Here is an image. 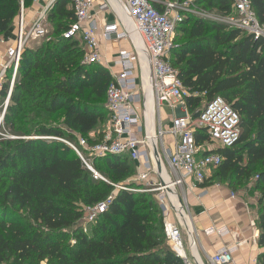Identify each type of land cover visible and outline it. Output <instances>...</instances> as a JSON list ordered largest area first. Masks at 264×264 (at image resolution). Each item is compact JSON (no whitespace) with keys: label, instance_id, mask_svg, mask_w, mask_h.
Returning <instances> with one entry per match:
<instances>
[{"label":"trees","instance_id":"16d2710c","mask_svg":"<svg viewBox=\"0 0 264 264\" xmlns=\"http://www.w3.org/2000/svg\"><path fill=\"white\" fill-rule=\"evenodd\" d=\"M21 1L0 0V41L14 27ZM23 1L25 8L33 3ZM251 1L264 22V0ZM196 2L204 11L216 8L228 15L233 10V0ZM66 9L59 11L56 4L49 22L70 17ZM180 27L186 39L175 43L171 63L190 90V113L197 117L204 101L222 96L241 116L240 140L218 150L224 162L215 173L236 182L256 175L261 194L256 222L264 246V37L194 13ZM31 45L23 52L0 124L6 131L0 132V264H185L167 244L164 209L154 195L119 190L90 232H84L85 207L103 201L115 188L95 180L59 138L76 142L106 123L113 75L100 63L84 64V47L77 39L61 36ZM9 89L10 83H4L2 101ZM60 112L63 123L50 122ZM195 137L200 145L209 139L203 129ZM94 166L115 184H123L137 167L130 158L115 155L95 158ZM258 263L264 264V253Z\"/></svg>","mask_w":264,"mask_h":264},{"label":"built area","instance_id":"2783aa9c","mask_svg":"<svg viewBox=\"0 0 264 264\" xmlns=\"http://www.w3.org/2000/svg\"><path fill=\"white\" fill-rule=\"evenodd\" d=\"M42 1L33 0V3ZM70 1L74 20L63 31L62 37L77 39L82 43L84 64L101 62L100 35L107 40H127L130 43L129 48L120 49L114 59L115 66L120 70L112 74L113 79L107 89L109 114L105 127L89 137L78 136L76 142L59 138L77 153L95 180L115 187L106 199L85 207V215L81 220L84 232H90L99 217L108 210L119 190H150L130 188L126 183H112L94 166L96 157L126 156L137 165L136 180L157 192L154 197L164 209L163 223L167 242L184 263L232 264L238 250L237 242L222 246L206 262L200 254L198 258L195 253L197 249L192 245L195 231L193 227L187 226L189 246L186 245L184 211L171 189L184 188L188 183L195 187L205 184L224 162V156L218 149L234 147L241 137V116L222 96L207 102L199 115L193 117L186 104V98L191 95L190 90L179 77L178 69L171 63L178 25L191 11L199 15H205V11L199 7L198 11L192 10L191 0H120L121 10L126 15L123 16L110 0H105L104 6L112 10L115 19L100 27L89 21L98 0ZM55 2L49 0L34 21L27 23L24 17L26 8L24 1H21L16 38L6 51L4 66L0 71V91L5 80L11 77L5 107L9 103L24 50L49 33V13ZM219 19L256 38L264 37V22L260 21L251 0H233L232 12ZM147 65L148 70L145 69ZM148 73L152 81L150 93L154 103L152 121L149 118V92L146 86ZM164 106L182 108L181 114L175 116L172 125L168 127L163 124L161 114ZM198 129H203L209 138L201 145L195 137ZM169 136L173 139L172 144L167 141ZM232 196L235 194L232 193ZM186 204L188 207L187 200ZM168 212L173 213V217ZM253 226L256 227L255 222ZM230 228L210 227L207 233L227 236L231 233Z\"/></svg>","mask_w":264,"mask_h":264},{"label":"crops","instance_id":"0c3cea01","mask_svg":"<svg viewBox=\"0 0 264 264\" xmlns=\"http://www.w3.org/2000/svg\"><path fill=\"white\" fill-rule=\"evenodd\" d=\"M48 1L44 0L41 3H32L25 9L24 17L27 23L34 21L47 5ZM63 1L65 2V0ZM57 2H55V5L57 4L59 11L64 10V8L70 10L71 16L67 18V21H71L74 18L71 1L68 0L66 4L64 2L61 3L60 0ZM110 2L116 7L112 0ZM117 9L119 10V8ZM114 19L115 15L112 10L104 6L102 0H98L90 14L89 21L102 27L105 23ZM16 34L17 19L12 30L4 35L0 41V71L4 66L6 51L16 38ZM99 42L102 54L100 64L107 67L112 74H117L120 69L115 66L114 59L119 50L129 48L130 43L127 40H107L102 35H100ZM181 111V107L173 109L169 106H164L161 110L163 124L166 127L172 125V119L180 115ZM98 130L95 129L90 134ZM167 141L169 144L173 143V139L170 136L167 138ZM214 173L210 175L205 184L195 187L188 183L182 190L188 201V214L185 210L184 221L190 228L193 227L195 231L194 239L197 245L195 253L198 255V258L201 256L207 262L209 256L214 254L222 246L237 242L238 250L235 253V260L232 264H259L258 257L264 253V246L259 243L260 229L256 222L259 217L260 193L255 190V187L252 193L242 189H236L231 181L227 185L215 183V179L212 178ZM217 179L220 180V176ZM232 193L235 196H232ZM172 194L176 198L178 205H183V199L179 191H172ZM168 214L170 217H173V213L168 212ZM254 222L256 227L253 226ZM225 226H234L236 231L227 236L207 233L210 227L220 228ZM187 236H184V240L185 242L187 241L186 245L189 246Z\"/></svg>","mask_w":264,"mask_h":264},{"label":"rangeland","instance_id":"374dc122","mask_svg":"<svg viewBox=\"0 0 264 264\" xmlns=\"http://www.w3.org/2000/svg\"><path fill=\"white\" fill-rule=\"evenodd\" d=\"M68 2V0H65V4ZM102 2L103 3H105L106 1L105 0H102ZM190 8L192 9V10H194V11H198V5H197V2H196V0H191V4H190ZM66 9V8H65ZM65 11H67V9L65 10ZM190 13H194L193 11H191ZM204 14L205 15H207V16H210V17H215V18H219V17H223V16H225L224 14H223V12H221L220 10H218V9H216V8H212V9H206L205 10V12H204ZM67 18H70V17H67L66 15H64V17L63 18H61V19H53V21H50L49 22V25H48V31H49V34H48V36H46V37H44V38H42V39H40V40H38L37 42H35V43H33L31 46H34L35 47V45L37 44V43H39L40 41H44V40H46V39H48V38H51V39H54V40H58V39H60L61 38V36H62V28L65 26V24H66V22H67ZM62 19H64V21H62ZM56 24H58L57 26H56ZM185 37H184V31H183V29L180 27L178 30H176V32H175V37H174V41H175V43L176 44H178V43H181V42H184L185 41ZM81 43V42H80ZM4 83H10V79H9V77L5 80V82ZM5 103H6V101H2V98L0 99V107H2L1 109H0V123H2V119H3V115H4V111H5ZM205 105V101L203 102V106ZM50 122H52V123H56V124H58V125H61L62 123H63V119H62V114H61V112L60 113H58V114H56V115H53V116H51V118H50ZM4 123V122H3ZM17 123H20V124H23L24 122L23 121H21V120H17ZM3 125V124H2ZM25 126H27V124H24ZM104 125H102V127L100 126L98 129L99 130H101V129H103L104 127H103ZM0 132H2V133H6V131L3 129V127L0 129ZM10 134V133H9ZM14 134V133H13ZM13 134H11V135H13ZM97 158V157H96ZM99 164L101 165V164H103V162L102 161H99ZM259 167H255L254 168V170H257ZM104 172V176L106 177V178H108V179H111V176L110 175H107L106 173H105V171H103ZM137 172H138V169H137V167H135V173L133 174V175H131V176H129L126 180H124V182L123 183H126L130 188H134V189H137V188H141V189H143V188H146V189H150L149 191H146V192H144V193H146V194H148V195H150V196H152V195H155L156 193L155 192H153L152 190H151V188H149V187H146L145 185H144V183H140V181H138V180H136V176H137ZM219 176V173H214V175H213V179H215V183H220V184H224V185H227V183H229L231 180L232 181H234V182H232V185H234V188H236V189H242V190H245V191H249L250 193H252L253 192V188L255 187V185H256V180H257V178H256V175L254 174V175H252V177H250V178H248V179H245V180H243V181H241V182H236L234 179H233V177H231V178H227V179H225V180H223V179H217V177ZM211 179V178H210ZM114 187V186H113ZM115 188V187H114ZM183 188L182 187H178V191H179V194H180V196L184 199L185 198V201H184V206H185V208H186V212H187V214H188V207H187V204H186V200H187V197H186V195L183 193ZM255 190H256V188H255ZM139 193H142V192H139ZM260 193V192H259ZM261 196V194H259V197ZM187 223L184 225V236L186 237L188 234H187ZM188 237V236H187ZM166 241H167V239H166ZM187 242V241H186ZM167 244L169 245V243L167 242ZM170 246V245H169ZM171 247V246H170ZM172 249V248H171Z\"/></svg>","mask_w":264,"mask_h":264},{"label":"bare ground","instance_id":"6f19581e","mask_svg":"<svg viewBox=\"0 0 264 264\" xmlns=\"http://www.w3.org/2000/svg\"><path fill=\"white\" fill-rule=\"evenodd\" d=\"M113 2H114V4L116 5V7L117 8H119V11L121 12V14L123 15V16H126L125 15V13H123V10H120L121 8V2H120V0H112ZM140 38H138V40H139ZM146 70H148V65H147V67L145 68ZM146 86H147V90H148V92H149V118H150V120L152 121V116H153V113H154V103H153V100H152V95H151V93L150 92H152V81H151V77H150V75H149V73H148V76H146ZM171 189H172V191H175L176 192V188H174V187H171ZM180 206V205H179ZM180 208H181V210H183L184 211V213H185V208H184V205H181L180 206Z\"/></svg>","mask_w":264,"mask_h":264},{"label":"water","instance_id":"95a60500","mask_svg":"<svg viewBox=\"0 0 264 264\" xmlns=\"http://www.w3.org/2000/svg\"><path fill=\"white\" fill-rule=\"evenodd\" d=\"M56 1H57V0H56ZM17 20H18V21L20 20V15L18 16ZM5 109H6V108H5ZM3 117H4V115H3ZM219 149H224V148H219ZM219 149H218V150H219ZM234 231H236V228H235L234 226H231V228H230V232L233 233ZM192 245H193V247H194L195 249H197L196 241H195V239H194V234H193V238H192Z\"/></svg>","mask_w":264,"mask_h":264}]
</instances>
